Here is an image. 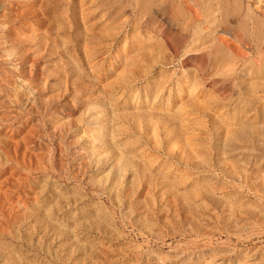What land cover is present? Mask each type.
Masks as SVG:
<instances>
[{
    "label": "rangeland",
    "instance_id": "obj_1",
    "mask_svg": "<svg viewBox=\"0 0 264 264\" xmlns=\"http://www.w3.org/2000/svg\"><path fill=\"white\" fill-rule=\"evenodd\" d=\"M248 9L0 0V264H264Z\"/></svg>",
    "mask_w": 264,
    "mask_h": 264
},
{
    "label": "bare ground",
    "instance_id": "obj_2",
    "mask_svg": "<svg viewBox=\"0 0 264 264\" xmlns=\"http://www.w3.org/2000/svg\"><path fill=\"white\" fill-rule=\"evenodd\" d=\"M224 1V0H223ZM248 1V6H249V9L247 10V12H246V18L248 19V20H252V22H253V24L255 25V30L253 31V33H254V37H255V39L257 40V48H258V56L259 57H262L263 59H264V5L263 4H261L262 3V0H247ZM250 4V5H249ZM263 5V6H262ZM225 21V20H224ZM223 22V21H222ZM242 26V25H241ZM262 60V59H261ZM262 62V61H261ZM258 63V65L260 64L259 62H257ZM264 65V64H263ZM196 181V180H195ZM202 181V180H201ZM197 182V181H196ZM203 182V181H202ZM207 185H208V183H206ZM210 186V185H209ZM208 186V188H210ZM221 188V187H220ZM228 188V187H227ZM212 189V188H211ZM217 189V188H216ZM223 189H226V188H223ZM229 189H230V187H229ZM204 190H207V189H204ZM213 190H215V189H213ZM219 189H217V191H218ZM220 190H222V189H220ZM208 191H209V189H208ZM207 191V192H208ZM211 191V190H210ZM216 191V190H215ZM215 191L213 192H211L212 194L213 193H215ZM216 191V192H217ZM235 191V190H234ZM229 192V191H228ZM209 196H210V193H209ZM216 197L215 196V194L214 195H212V197ZM234 196V195H233ZM221 197V196H220ZM222 198H224L223 196H222ZM226 198V197H225ZM229 198H233V197H229ZM217 199H219L218 197H217ZM216 199V200H217ZM219 200H221V199H219ZM219 200H218V202H219ZM223 200V199H222ZM226 200H228V199H226ZM238 200V199H237ZM206 201V200H205ZM214 201V200H213ZM224 201H225V199H224ZM232 201V200H231ZM226 202V201H225ZM223 203V202H222ZM229 203H231V202H229ZM228 203V204H229ZM229 205H231V204H229ZM234 206V205H233ZM228 207V206H227ZM231 207H232V205H231ZM204 208V207H203ZM207 217V216H206ZM183 219V218H182ZM173 220V219H172ZM198 220V219H197ZM196 220V221H197ZM209 220V219H208ZM207 220V221H208ZM185 223H183V225H184V230L183 229H181V230H179V229H173L172 231H170V236H168L167 237V239L165 238V237H163V236H161L156 242H155V244L157 245V246H159V245H161L160 246V248H164V246H166L167 245V242H168V240H172V239H179V238H181V239H183V238H185V237H188V235H187V233H189V229H185L186 227H188V228H191V230H192V232L190 233V234H192V233H195V235H199L201 232H203V233H207L205 230H203V229H200L199 227H198V229L196 228H194V225H197V224H195L194 222H193V220L192 219H188V218H185ZM173 222L175 223V224H178V222L179 221H177V220H173ZM194 224V225H193ZM187 225V226H186ZM200 225V224H199ZM198 225V226H199ZM191 226V227H190ZM206 226V225H205ZM207 227V226H206ZM205 229V228H204ZM208 229V228H207ZM212 230V229H211ZM169 238V239H168ZM200 238V237H199ZM130 241V240H129ZM185 241V240H184ZM201 241V240H200ZM130 243V242H129ZM128 244V243H127ZM183 244H185L184 242H183ZM189 244V243H188ZM124 247V246H123ZM224 253V252H223ZM261 256V255H260ZM235 257H237V256H235ZM234 256H233V258H235ZM263 259V258H262ZM231 260H232V258H231Z\"/></svg>",
    "mask_w": 264,
    "mask_h": 264
}]
</instances>
